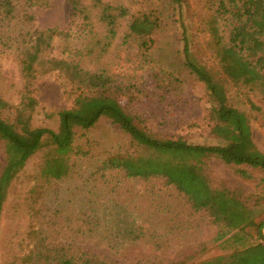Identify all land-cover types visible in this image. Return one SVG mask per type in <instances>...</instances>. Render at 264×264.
Returning a JSON list of instances; mask_svg holds the SVG:
<instances>
[{
	"label": "rangeland",
	"instance_id": "374dc122",
	"mask_svg": "<svg viewBox=\"0 0 264 264\" xmlns=\"http://www.w3.org/2000/svg\"><path fill=\"white\" fill-rule=\"evenodd\" d=\"M104 1L122 4L132 13L153 12L158 17V27L151 45L144 48L139 40L126 37L124 19L118 22L117 37L109 38L100 20L101 10L89 5V1V18H84L74 13L69 0H11L12 15L0 16V117L29 137L30 132L40 128L59 131L63 112L77 107L83 92L75 89L59 70L39 74L31 92L24 88L20 70L24 48L36 30L56 28L62 34L54 38L47 55L103 71L128 87L120 100L141 116L142 125L155 137L189 144H222L217 135L219 128L209 115L215 103L182 57L176 5L171 0ZM218 3L219 0H185L183 16L197 58L216 75L220 66L213 32L227 39L231 28L229 17L220 15ZM256 78L254 75L237 84L226 81L223 98L226 104L251 117L253 140L263 151L264 93L252 89ZM80 142L85 154L71 157L70 176L41 190L50 207L63 208L68 216L87 208L93 210L98 228L81 242L85 251L102 254L113 264H150L153 258L164 264L171 259L176 264H197L232 252L235 246L259 242L255 237L237 244L228 239L232 233L219 240L224 226L214 223L207 214L192 213L172 189L161 188L160 181L155 182L152 191L144 183L122 179L118 172L106 171L104 182L94 180L104 178L98 164L109 153L117 149L136 152L128 135L110 120L101 119ZM47 155L48 148L33 155L9 188L0 223V264H8L26 236L32 219L29 206L39 196V190L34 191L40 189L35 180ZM5 164L4 143L0 140V173ZM208 165L214 185L234 191L263 217L261 169L240 167L245 170L242 174L216 158L209 159Z\"/></svg>",
	"mask_w": 264,
	"mask_h": 264
},
{
	"label": "trees",
	"instance_id": "16d2710c",
	"mask_svg": "<svg viewBox=\"0 0 264 264\" xmlns=\"http://www.w3.org/2000/svg\"><path fill=\"white\" fill-rule=\"evenodd\" d=\"M86 1L101 10L100 20L107 28L109 38L117 37L118 22L124 19L127 21L126 37L139 40L144 48L151 45L158 27V17L153 12L132 13L122 4L112 5L104 0H69L76 15L89 18ZM171 1L180 15L184 63L215 103L209 115L219 128L217 135L223 143L189 144L155 137L143 126L141 116L120 100V95L128 93V87L118 84L103 71H92L66 59L49 57L54 38L62 32L56 28L36 30L20 60L25 90H33L39 74L59 70L75 89L83 93L75 109L63 112L59 131L40 128L30 132L28 137L0 117V140L4 143L6 155V164L0 173V223L13 181L33 155L48 148V155L35 180L40 189L34 188V191L39 190V196L29 206L32 219L25 238L8 264H113L104 255L85 251L82 247L81 242L95 234L98 228L93 210L87 208L78 215L68 216L63 208L50 207L46 201L48 197L45 198L41 190H45V185L57 184L70 176L71 157L85 154L80 138L103 118L117 124L128 135L136 152L117 149L109 153L98 164V171L104 178L94 180L104 182L106 171L118 172L122 179L144 183L152 191L155 182L160 181L161 188L172 189L192 213L207 214L214 223L222 224L225 231L220 232L219 240L231 233L228 239L236 240L237 244L246 238L259 240L235 246L232 252L197 264H264V215L260 218L234 191L214 185L208 174V160L212 158L242 174L245 170L240 167L264 172V150L261 151L253 140L251 117L247 112L226 104L223 98L226 81L243 83L254 75L257 78L252 89L264 93V0H219L218 11L223 17L228 16L231 24L227 39L213 32L217 38L214 46L217 48L215 57L220 66V78L217 77L219 73H213L193 50L183 17L185 0ZM12 9L11 0H0V16L10 17ZM140 150L142 153L137 154ZM159 242L157 245L161 247ZM176 262L171 259L166 264ZM150 264L164 262L153 258Z\"/></svg>",
	"mask_w": 264,
	"mask_h": 264
}]
</instances>
